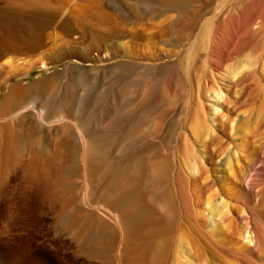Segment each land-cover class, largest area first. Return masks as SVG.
<instances>
[{"label": "rangeland", "instance_id": "rangeland-1", "mask_svg": "<svg viewBox=\"0 0 264 264\" xmlns=\"http://www.w3.org/2000/svg\"><path fill=\"white\" fill-rule=\"evenodd\" d=\"M21 1L0 0V56L27 60L0 92V116L37 103L70 126L64 151L57 126L32 123L33 114L12 126L5 157L0 151V264H120L122 250L153 255L165 227L195 212L214 245L197 258L175 229L164 264H178L180 250L191 264H264V148L260 163L254 145L245 148L263 112L244 101L256 61L264 90V0ZM76 4L80 17L69 10ZM95 9L111 29L82 19ZM77 128L90 141L88 188ZM33 160L52 162L61 178L50 196L44 176L29 170ZM114 184L130 192L125 204L111 203ZM139 202L157 225L121 246L106 213ZM103 232L104 244L89 245Z\"/></svg>", "mask_w": 264, "mask_h": 264}, {"label": "bare ground", "instance_id": "bare-ground-1", "mask_svg": "<svg viewBox=\"0 0 264 264\" xmlns=\"http://www.w3.org/2000/svg\"><path fill=\"white\" fill-rule=\"evenodd\" d=\"M21 1V0H19ZM25 2V0H22ZM21 1V2H22ZM29 1H37L39 3H42L46 0H29ZM70 1V0H69ZM78 2H87V1H91V0H77ZM16 2V1H15ZM14 2V3H15ZM28 2V0H27ZM11 2V4H13L14 6L16 4H14ZM76 3V2H75ZM22 6L23 4L20 3ZM18 4V5H20ZM30 4V3H29ZM168 4V3H167ZM21 5L20 7L18 8H21ZM24 5H26L24 3ZM38 5V4H36ZM184 5V4H183ZM12 6V5H11ZM5 7V6H4ZM27 7V6H26ZM32 7V6H31ZM79 5L76 4L74 5L73 7L71 6V8H69L70 12L74 15L76 13L79 14L78 12V8ZM6 8V7H5ZM4 8V9H5ZM25 8V6L23 7ZM1 9V8H0ZM3 9V8H2ZM80 10V9H79ZM82 11V10H81ZM1 12V11H0ZM91 13L89 14H85V18H82L83 20H86V22L89 24V26L92 28V29H98V28H101V29H105V31L107 29H111V20L108 16H105L103 14H100V12H98V9H95V10H91L90 11ZM76 14V15H78ZM1 15V14H0ZM4 16V15H2ZM72 16V15H71ZM79 17H80V14H79ZM80 20V19H79ZM78 20V21H79ZM82 21H80L81 23ZM83 23V22H82ZM86 23V24H87ZM221 24L224 23L220 22ZM219 23V24H220ZM260 24V23H259ZM223 26L225 24H222ZM219 26V25H218ZM221 26V25H220ZM223 26H222V29H223ZM247 27V26H246ZM257 27V26H256ZM90 28V29H91ZM244 28V26H243ZM220 29V27H219ZM221 29V30H222ZM264 29V28H263ZM218 30V28H217ZM250 30V29H249ZM248 30V31H249ZM253 30V28L251 29ZM109 31V30H108ZM223 31V30H222ZM244 31V30H243ZM242 31V32H243ZM98 32V30H97ZM104 32V30H103ZM121 32V31H120ZM220 32V31H218ZM224 32V31H223ZM238 32V31H237ZM97 34V33H96ZM110 36L112 35V32H109L108 33ZM218 34V33H216ZM248 34V33H247ZM256 34V33H255ZM227 35V34H226ZM225 35V36H226ZM245 35V34H244ZM253 35V33H252ZM96 36V35H95ZM219 36V35H218ZM221 37H223V35L221 34L220 35ZM233 36V35H232ZM230 37V36H229ZM252 37V36H251ZM6 38V37H5ZM240 39V37H238ZM243 38V37H241ZM254 38V37H253ZM247 39V38H246ZM250 38H248L249 40ZM219 40V39H218ZM222 40V39H221ZM234 40V39H233ZM261 40V39H260ZM229 41V40H228ZM228 41H227V44H228ZM242 41V40H241ZM244 41V39H243ZM251 41V39H250ZM217 42V41H216ZM232 44V39L230 41ZM246 43H244L245 45ZM230 46V45H229ZM239 46V45H238ZM242 46V45H241ZM247 47V44L245 45ZM254 46V45H253ZM240 48V46H239ZM239 48L237 49H233L234 51H237ZM245 47H243L244 49ZM262 48L264 49V43L262 45ZM256 49V48H255ZM254 49V50H255ZM259 49V48H258ZM258 49L256 51H258ZM252 50V49H250ZM249 50V51H250ZM18 51V50H16ZM230 51V49L228 50ZM232 51V53L234 52ZM247 51H248V48H247ZM263 51V50H261ZM11 52V51H10ZM260 52V50H259ZM255 53V52H253ZM258 53V52H257ZM255 53V54H257ZM252 54V53H251ZM250 54V55H251ZM261 54V53H260ZM259 54V55H260ZM263 54V53H262ZM25 54L24 53H20V54H3L2 56H0V92L4 89V88H8L9 87V83H10V80L16 76H18L20 73H21V70H23L24 66L27 64V60L25 59L26 57L24 56ZM231 55V54H230ZM229 55V56H230ZM264 56V55H262ZM231 57V56H230ZM252 57V56H251ZM256 57V56H255ZM260 58V57H259ZM257 57L256 60L259 59ZM262 59V58H260ZM263 60V59H262ZM232 61V60H231ZM260 61V60H259ZM258 61V62H259ZM264 63V62H263ZM261 63V64H263ZM256 63L254 64V66H252L249 71L248 76H252L253 78V81L252 83H250V85L245 89V93L247 95V100H244V101H253V104L252 105H257L258 109L263 112V115L261 117H259L260 119L258 120V122L255 124L256 126L251 128L248 132V135L246 136V141H247V147H245L246 149L249 150V148L254 145L253 149H254V153H255V158L254 160L257 161V162H262L261 159H259V155L262 154V150L264 148V90H263V87H261V85L259 83L256 82L257 80V68H256ZM260 64V63H259ZM257 66H260V65H257ZM264 66V65H263ZM26 67V66H25ZM43 67V65H42ZM264 68V67H263ZM260 70V69H259ZM247 72V71H246ZM264 73V72H263ZM241 74H245V73H241ZM245 74V75H247ZM240 75V74H239ZM238 75V76H239ZM258 75V74H257ZM263 75V74H262ZM240 76H243V75H240ZM247 76V77H248ZM237 77V76H236ZM245 80V79H244ZM260 82V80H259ZM240 83H242V77H238L236 81H234V84L235 86H238L240 85ZM217 85V84H216ZM234 87V86H233ZM232 87V88H233ZM242 87H246V86H242ZM230 88V87H229ZM9 89V88H8ZM94 89V88H93ZM219 89V88H218ZM95 90V89H94ZM6 91V90H5ZM84 91V90H83ZM91 91V90H90ZM88 92V91H87ZM92 92V91H91ZM222 92L219 90L217 94H221ZM7 96L9 97L10 96V92H8ZM219 96V95H218ZM147 98V97H146ZM9 99V98H8ZM54 102V101H53ZM88 102V101H87ZM35 103V102H34ZM123 103V102H122ZM247 103V102H246ZM37 105V103H35ZM143 104V102H142ZM5 105V104H4ZM34 105V104H31L30 106L28 107H21L20 110L18 111H15L14 114L8 116V117H2L0 116V151H1V154L5 157V154H6V150H7V145L10 144V139L12 138L11 136V129H12V126L15 125L17 123L18 120H20L19 118L22 116V118H30L31 117V114L34 115L35 118H31V122L32 123H36V124H39L40 126H45L47 125L49 128H51L52 126H57L55 127L58 131H61L62 132V135H63V138H61V140L57 141L55 140L56 144L55 146H58L61 148V150H65L66 148V140H67V133H69L68 129H69V126H70V123H68L66 121V116L63 117L60 115V117H54V118H47L45 116V113L44 111H42L41 109H38V107ZM126 105V104H125ZM83 106V105H82ZM84 107V106H83ZM86 108V107H85ZM112 108V107H111ZM120 108V107H119ZM148 108V107H147ZM83 109V108H82ZM136 110V109H135ZM134 110V111H135ZM47 111V110H46ZM45 111V112H46ZM66 111V110H65ZM132 111V112H134ZM1 112V111H0ZM27 112H31V113H27ZM67 113V112H66ZM86 114V113H85ZM124 114V113H123ZM133 114V113H132ZM131 114V115H132ZM123 119V118H122ZM127 119V118H126ZM130 119V117H129ZM25 120V119H24ZM69 120V119H67ZM228 121V120H227ZM28 122V121H27ZM30 123V124H32ZM227 123V122H226ZM28 124V123H27ZM87 124V123H86ZM113 124V123H112ZM26 126V125H25ZM24 126V127H25ZM14 127V126H13ZM23 127V128H24ZM27 127V126H26ZM33 127V126H32ZM44 128V127H43ZM260 129H262V131H260ZM40 130V129H39ZM54 130V129H53ZM77 133H78V138L82 144V147H83V161H84V165H83V179H84V185L86 188H88L89 185H91L90 183V167H89V162H90V158L92 157V155H90V141L88 140V136L86 135V133L80 129L77 128ZM51 136V135H50ZM57 138V137H56ZM102 139V138H101ZM92 145V144H91ZM58 149V148H57ZM56 149V150H57ZM69 150V149H68ZM251 150V148H250ZM49 152V151H48ZM137 153V152H136ZM58 154V153H57ZM60 154V153H59ZM253 154V153H252ZM1 155V156H2ZM55 155V154H54ZM82 155V154H81ZM254 155V154H253ZM91 156V157H90ZM144 157V156H143ZM49 159V158H48ZM253 160V159H252ZM2 162V161H0ZM3 163V162H2ZM52 162H37L36 160H33L29 170L30 172L32 173H35L36 175H43V179L41 180L42 181V185H43V189L45 191V194L46 195H49L52 194L51 191L58 187L59 185H61V178H59V176L56 174H54V172L52 171ZM164 165V164H163ZM64 167V166H63ZM100 167V166H99ZM97 167V168H99ZM26 168V167H25ZM82 169V168H81ZM163 169V168H162ZM161 169V171H162ZM154 170V169H153ZM4 171V170H3ZM143 171V170H142ZM160 171V170H159ZM158 171V172H159ZM28 172V171H27ZM26 172V173H27ZM63 172V171H62ZM93 173V172H92ZM161 174H163L162 172H159ZM63 174V173H62ZM75 174V173H74ZM115 175V174H114ZM119 175V174H118ZM62 177V176H61ZM92 177V176H91ZM124 177V176H123ZM40 179V178H39ZM127 179V178H126ZM27 180V179H26ZM112 180V179H111ZM65 181V180H64ZM121 181V180H120ZM196 181V180H195ZM27 182V181H26ZM97 182V180H96ZM118 182V181H117ZM208 182V181H207ZM81 183V182H80ZM28 184V183H27ZM66 184V183H64ZM112 182L110 183V186H111ZM121 184V183H120ZM95 185V184H94ZM97 186V185H96ZM213 184L212 183H207L205 184V187L203 188L204 191L206 192H212V189H213ZM29 188V187H28ZM111 188V203L112 204H125L126 202H128L129 200V197H130V192L129 191H126V190H123L122 188H120L118 185H113ZM4 189V188H3ZM83 189V188H82ZM131 190V189H130ZM89 192V191H88ZM133 192V191H132ZM65 193V192H64ZM101 193V192H100ZM89 194V193H88ZM87 194V195H88ZM64 196V195H63ZM67 196V195H66ZM85 198V197H84ZM133 198V197H132ZM42 199V198H41ZM64 200V199H63ZM69 202V201H68ZM88 202V201H87ZM136 202V201H135ZM132 208V207H131ZM171 208V207H170ZM61 210V209H60ZM124 211V210H123ZM173 213V212H172ZM108 215V218L109 220H112V222L115 224V226L117 227L118 231H119V235H120V245L123 246L126 242V240H129L133 237H136L138 235L141 236L142 233H144L143 231L145 229H148L150 227H152V225L154 226V223L156 224V222H154V219L152 217H149L146 215L144 209H143V206L141 204V202H139L137 204V209L136 210H129L127 213H120V214H115V213H109L107 211L106 213ZM176 213L174 212V215ZM179 215V214H178ZM177 215V216H178ZM66 217V216H65ZM62 218V217H61ZM68 218V217H67ZM172 218H173V215H172ZM175 218V217H174ZM199 216L198 214L195 212V213H192L190 216H186V217H183L182 219L177 218V220L175 221V227H170L168 229V227H165V231L161 234V233H158V234H161L160 238H161V243L159 244V249L156 248V244H155V248L156 250L154 251L155 253L153 255H150L149 253V248L148 247H143V249L141 248V250H129V251H123V253L119 256L120 258V264H164L166 261H167V257L169 255V240L171 238H173V232H175L174 230L177 229L178 231H183L181 232V237L183 238V235L185 234V236L188 238V241H187V248H188V242L192 245L193 249H194V252H196L197 254V258L205 253L206 250H208L209 248H211L213 245H214V242H213V238L210 234H203L200 230V228L198 227V224H199ZM132 221V223L130 224V222ZM162 222V220H160ZM164 222V221H163ZM162 222V223H163ZM159 223V221H158ZM157 225V224H156ZM168 224L166 223L165 226H167ZM171 225V224H170ZM161 226V223L158 225V227ZM160 228V227H159ZM159 228H156L157 230ZM162 228V227H161ZM167 228V229H166ZM154 229V230H156ZM156 230V231H157ZM162 231V230H161ZM147 232V230H146ZM145 232V233H146ZM146 234H149V233H146ZM246 234H250L249 232H246ZM145 235V234H144ZM144 235L143 238H144ZM152 235V234H151ZM149 234V236H151ZM155 235V234H154ZM157 235V234H156ZM92 237L89 239V245L91 246H97L99 245L100 243H103L104 240H106V236L107 234L105 232H103L101 235L99 234H94V235H91ZM158 236V235H157ZM155 236V237H157ZM84 237V236H83ZM108 237V236H107ZM152 237V236H151ZM252 237V236H250ZM248 239V242L251 243L253 242L252 239ZM113 238V237H112ZM138 237L134 238V240L138 239ZM109 239V238H108ZM140 240V239H138ZM109 241V240H108ZM130 241V240H129ZM132 241V240H131ZM173 241V240H171ZM170 241V242H171ZM107 241H105L106 243ZM136 242V241H135ZM134 242V243H135ZM104 244V243H103ZM102 244V245H103ZM129 244V243H128ZM158 244V243H157ZM203 244V245H202ZM127 245V244H126ZM125 245V247H126ZM146 245H149V243H147ZM133 246V244L131 245ZM143 246V245H142ZM151 246V245H150ZM130 247V246H129ZM97 249V248H96ZM127 249V248H126ZM190 249V248H189ZM118 251V250H117ZM151 252V251H150ZM190 252V251H189ZM178 264H191L190 261L183 257V254H182V251L180 250L178 252ZM176 259V258H175Z\"/></svg>", "mask_w": 264, "mask_h": 264}]
</instances>
